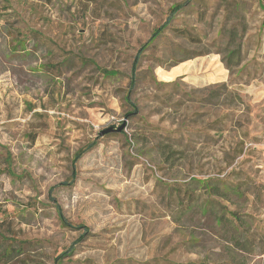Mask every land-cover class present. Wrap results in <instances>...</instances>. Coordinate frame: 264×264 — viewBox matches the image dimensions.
<instances>
[{"label":"rangeland","instance_id":"obj_1","mask_svg":"<svg viewBox=\"0 0 264 264\" xmlns=\"http://www.w3.org/2000/svg\"><path fill=\"white\" fill-rule=\"evenodd\" d=\"M9 243L0 264H264V0H0Z\"/></svg>","mask_w":264,"mask_h":264},{"label":"trees","instance_id":"obj_2","mask_svg":"<svg viewBox=\"0 0 264 264\" xmlns=\"http://www.w3.org/2000/svg\"><path fill=\"white\" fill-rule=\"evenodd\" d=\"M183 6V4H178V5H175L170 11H169V14L167 15V17L165 18V20H164V22L157 28V29H154L153 31H152V33L150 34V36H149V38H148V40L146 41V43L143 45V46H141V48H139L138 50H137V52H136V54L134 55V57H133V59H132V62H131V67H130V77H129V82H128V91H127V93H129L131 90H132V88L134 87V85H135V80H136V70H137V68H138V64H139V60H140V58H141V56H142V53H143V51L148 47V46H150L151 44H152V42L161 34V32L170 24V22L172 21V19H173V16L175 15V13L176 12H178V10L181 8ZM181 32V31H180ZM183 36H184V34H183ZM174 65H176V64H174ZM173 65V66H174ZM226 66H227V68H229V65L228 64H226ZM126 98L128 99V96L126 95ZM131 102V101H130ZM132 107H133V109H135L134 108V105H133V103L131 102V103H129ZM131 114V113H130ZM95 144V141H93V142H91V143H89L86 147H85V149H81L80 151H77L76 153H75V155H74V158H73V162H72V166H71V177H70V179L71 180H73L74 179V177L76 176V169H75V162L78 160V158L85 152V151H87L88 149H90L93 145ZM204 184L206 185V187H207V189H208V191H210V193L211 194H216V193H218V190H217V187H214V186H212L211 184H210V181L209 180H207V181H204ZM180 190L179 189H177L176 191H175V194H176V199L179 201V200H181L182 201V199L181 198H179V196H180V192H179ZM183 194V193H182ZM188 196H189V199H191V196H192V193H188ZM54 202H55V200L54 199H52ZM207 203V202H206ZM54 207H55V210H56V212H57V215H58V218L60 219V222H61V224L63 225V226H66V227H69V228H74V229H80V228H83L82 230H81V233H80V239L87 233V229L85 228V227H83L82 225H78V224H72L71 222H69L63 215H62V213H61V209H60V207L56 204V203H54ZM224 217L223 216H220V218L218 219L219 220V222L221 223L224 219H223ZM226 222H227V220H225ZM79 239V240H80ZM235 246L238 248H240V249H242L243 248V243L241 242V241H239V240H237L235 243ZM12 248H13V244H11V243H9V244H7V247L4 249V251L2 252V253H0L1 255H0V261H2L3 262V258H4V256H7V255H9L10 253H11V251H12ZM67 251L70 253V252H72L73 251V246L71 245V246H69L68 247V249H67ZM66 252V251H65ZM64 252V253H65ZM64 253H61V254H59L56 258H55V262H56V264H58L57 263V261H59L60 260V258L63 256V254ZM60 262V261H59ZM61 263V262H60Z\"/></svg>","mask_w":264,"mask_h":264},{"label":"water","instance_id":"obj_3","mask_svg":"<svg viewBox=\"0 0 264 264\" xmlns=\"http://www.w3.org/2000/svg\"><path fill=\"white\" fill-rule=\"evenodd\" d=\"M122 128H123V124H121L119 127L115 128V129L112 126H110L106 129H103L102 131H100L99 135H104L108 132L120 131Z\"/></svg>","mask_w":264,"mask_h":264}]
</instances>
